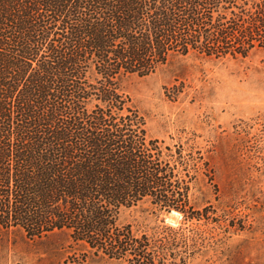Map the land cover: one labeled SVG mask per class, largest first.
<instances>
[{"label": "trees", "instance_id": "16d2710c", "mask_svg": "<svg viewBox=\"0 0 264 264\" xmlns=\"http://www.w3.org/2000/svg\"><path fill=\"white\" fill-rule=\"evenodd\" d=\"M258 50L264 0H0V233L59 234L75 264H187L215 214L192 198L208 164L149 138L122 83ZM139 205L150 228L120 221Z\"/></svg>", "mask_w": 264, "mask_h": 264}, {"label": "rangeland", "instance_id": "374dc122", "mask_svg": "<svg viewBox=\"0 0 264 264\" xmlns=\"http://www.w3.org/2000/svg\"><path fill=\"white\" fill-rule=\"evenodd\" d=\"M122 88L149 138L180 144L208 164V178L198 174L192 198L215 214L199 222L206 240L187 264H264V50L219 61L179 58L152 75L129 77ZM149 212L139 205L124 210L120 221L150 228ZM160 220L173 228L181 224L175 212ZM66 251L59 234L28 241L21 233H0V264L82 259L77 254L67 260ZM86 264L118 263L92 257Z\"/></svg>", "mask_w": 264, "mask_h": 264}]
</instances>
